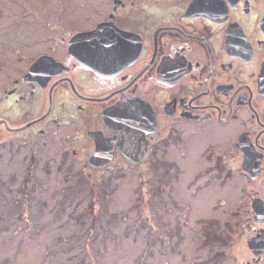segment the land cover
I'll use <instances>...</instances> for the list:
<instances>
[{
    "label": "flooded vegetation",
    "instance_id": "1",
    "mask_svg": "<svg viewBox=\"0 0 264 264\" xmlns=\"http://www.w3.org/2000/svg\"><path fill=\"white\" fill-rule=\"evenodd\" d=\"M13 4L9 16L0 7V145L53 141L84 168L183 165L198 199L226 195L230 238L211 217L201 239L231 252L209 257L264 264V0H104L81 21L69 0ZM101 24L139 51L98 72L70 43Z\"/></svg>",
    "mask_w": 264,
    "mask_h": 264
},
{
    "label": "rangeland",
    "instance_id": "2",
    "mask_svg": "<svg viewBox=\"0 0 264 264\" xmlns=\"http://www.w3.org/2000/svg\"><path fill=\"white\" fill-rule=\"evenodd\" d=\"M69 1L78 20L90 12L98 15L104 2ZM13 2L0 0L5 15L15 8ZM52 5L44 13L49 21L55 16ZM40 143L26 138L0 145V264H245L231 254L209 257L219 245L231 252L227 242H213L211 248L201 239L202 223L211 217L220 228L216 234L230 238L225 227L230 215L222 210L226 195L214 190L211 200L198 199L199 180L187 184L183 165L175 170L84 168L70 153L62 160L64 153L53 141L45 147ZM166 172L172 179L164 178ZM90 188L101 213L89 227L94 218L82 210ZM71 191L77 193L69 197Z\"/></svg>",
    "mask_w": 264,
    "mask_h": 264
},
{
    "label": "water",
    "instance_id": "3",
    "mask_svg": "<svg viewBox=\"0 0 264 264\" xmlns=\"http://www.w3.org/2000/svg\"><path fill=\"white\" fill-rule=\"evenodd\" d=\"M118 41V44H117ZM120 50V54L117 50ZM70 50L77 52L82 57L84 63L94 67L98 72L110 71L116 65L122 66L126 62L132 60L139 51V44L133 38V34L127 32L111 31L105 24L99 25L97 28L78 33L70 43ZM114 55V62L112 60ZM108 57L107 61H101L98 57ZM119 60V61H118ZM118 62V63H117ZM136 120L132 118V121ZM125 136H130L126 135ZM116 138L123 136L122 133L115 132ZM104 148L98 144L95 154L90 158L91 163L98 164L104 155Z\"/></svg>",
    "mask_w": 264,
    "mask_h": 264
},
{
    "label": "trees",
    "instance_id": "4",
    "mask_svg": "<svg viewBox=\"0 0 264 264\" xmlns=\"http://www.w3.org/2000/svg\"><path fill=\"white\" fill-rule=\"evenodd\" d=\"M76 187L74 186V187H71L70 188V190H74ZM79 188V190L81 189L80 188V186L78 187ZM69 190V191H70ZM79 190H77V191H79ZM90 195H89V202H88V205L85 207V209H83L82 211L85 213V212H88L89 213V216L90 217H92V218H94V219H90V225H89V227L92 225V222L94 221V222H96L97 223V220H98V218H100V211H98L97 210V206H95V204H96V199H95V197L93 196V190H92V188H90ZM77 191H75L76 193H77ZM75 192H73V191H71L70 193L68 192V194H69V197H71V196H73L72 194H74ZM71 194V195H70ZM75 195V194H74ZM103 195H105V193L103 194ZM66 196H67V194H66ZM66 199V198H65ZM64 200V197L61 199V202ZM60 202V201H59ZM99 202V201H98ZM74 211H78V209H74ZM78 215H80V217H82V216H84L85 214H83V213H81V214H78ZM79 217V218H80ZM96 223H95V225H96ZM95 225H94V228H95ZM88 230L90 231V232H92L93 230H91V229H89L88 228ZM90 234V233H89ZM92 234V233H91Z\"/></svg>",
    "mask_w": 264,
    "mask_h": 264
}]
</instances>
